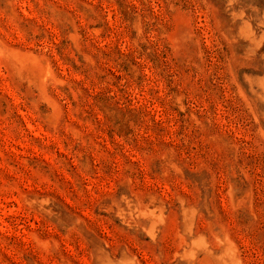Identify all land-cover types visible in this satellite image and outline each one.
Segmentation results:
<instances>
[{
	"label": "rangeland",
	"instance_id": "1",
	"mask_svg": "<svg viewBox=\"0 0 264 264\" xmlns=\"http://www.w3.org/2000/svg\"><path fill=\"white\" fill-rule=\"evenodd\" d=\"M0 264H264V0H0Z\"/></svg>",
	"mask_w": 264,
	"mask_h": 264
}]
</instances>
